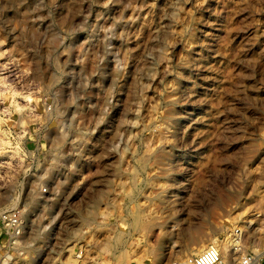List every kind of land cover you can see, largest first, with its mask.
Instances as JSON below:
<instances>
[{
	"label": "rangeland",
	"instance_id": "rangeland-1",
	"mask_svg": "<svg viewBox=\"0 0 264 264\" xmlns=\"http://www.w3.org/2000/svg\"><path fill=\"white\" fill-rule=\"evenodd\" d=\"M3 211L0 264L264 258V0H0Z\"/></svg>",
	"mask_w": 264,
	"mask_h": 264
},
{
	"label": "built area",
	"instance_id": "built-area-1",
	"mask_svg": "<svg viewBox=\"0 0 264 264\" xmlns=\"http://www.w3.org/2000/svg\"><path fill=\"white\" fill-rule=\"evenodd\" d=\"M0 224L4 234L18 237L22 233L23 221L18 213L14 211H3L0 216ZM262 255L248 252L239 257L234 264H262ZM221 262L220 252L207 247L195 257V264H219Z\"/></svg>",
	"mask_w": 264,
	"mask_h": 264
},
{
	"label": "bare ground",
	"instance_id": "bare-ground-1",
	"mask_svg": "<svg viewBox=\"0 0 264 264\" xmlns=\"http://www.w3.org/2000/svg\"><path fill=\"white\" fill-rule=\"evenodd\" d=\"M233 235L234 234H228V240H229V242H231L232 244H235L236 243V239L233 237ZM235 236V235H234ZM226 239V238H225ZM207 247H213V248H215V249H217L218 251L220 250V247H221V245H220V243H219V241L218 240H212L209 244H207V245H205V246H203V247H200V248H198V249H195L193 252H192V254H190L189 256H187L186 258H185V262L187 263V264H195V257L202 251V250H204L205 248H207ZM220 252V254H221V251H219ZM262 252H259L258 254L260 255ZM256 254V253H255ZM257 254V255H258ZM196 255V256H195ZM195 256V257H194ZM221 263V262H220ZM219 263V264H220Z\"/></svg>",
	"mask_w": 264,
	"mask_h": 264
},
{
	"label": "crops",
	"instance_id": "crops-1",
	"mask_svg": "<svg viewBox=\"0 0 264 264\" xmlns=\"http://www.w3.org/2000/svg\"><path fill=\"white\" fill-rule=\"evenodd\" d=\"M262 264H264V258L262 259Z\"/></svg>",
	"mask_w": 264,
	"mask_h": 264
}]
</instances>
